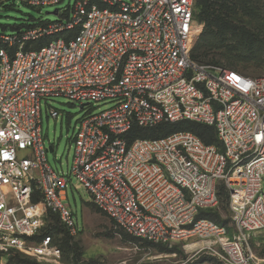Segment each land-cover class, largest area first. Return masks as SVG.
<instances>
[{"label":"built area","instance_id":"1","mask_svg":"<svg viewBox=\"0 0 264 264\" xmlns=\"http://www.w3.org/2000/svg\"><path fill=\"white\" fill-rule=\"evenodd\" d=\"M19 1L40 10L63 0ZM193 12V0H76L53 23L0 33L2 248L58 264L60 248L35 237L48 213L70 237L82 232L63 204L75 181L133 238L203 244L176 264L205 250L223 264H261L249 240L264 232V77L193 61ZM60 97L83 110L109 107L80 120L71 162L58 172L47 162L41 104ZM180 122L213 127L221 148L186 131L130 144L124 137L135 125ZM219 184L230 227L197 218L217 206Z\"/></svg>","mask_w":264,"mask_h":264},{"label":"rangeland","instance_id":"2","mask_svg":"<svg viewBox=\"0 0 264 264\" xmlns=\"http://www.w3.org/2000/svg\"><path fill=\"white\" fill-rule=\"evenodd\" d=\"M193 1L195 6V0ZM245 1V4L237 7L240 10H237L238 15L229 19L227 27L217 34L209 59L222 68L234 69L249 77H264V0ZM75 2L76 0H63L56 6L36 10L19 0L7 1L0 6V33L11 35L18 31L15 27L25 29V26L53 23L58 20V16L47 13H52L55 9L62 13ZM194 23L191 51L196 48L203 32V25L195 19ZM79 106L62 97L42 101V140L46 149L50 146L53 148V152L47 154V162L54 171H65L66 165L71 162L74 131L86 113L92 110L95 114L109 107L91 103L80 110ZM50 110L57 111L59 117L51 118ZM63 204L73 213L82 232L76 237H70L58 225L53 227V220L46 222L41 234L52 235L53 242L60 248L58 264H176L189 260L193 255L192 248L203 247V244L191 246L187 243L163 247L127 235L91 203L88 193L75 181L72 187H68ZM209 216L211 220L230 227L227 198L219 197L217 206L209 212ZM249 248L254 257L264 264V232L251 236ZM16 259L31 264H49L4 249L0 245V262L18 264ZM192 264L223 263L213 253L205 250L194 256Z\"/></svg>","mask_w":264,"mask_h":264},{"label":"trees","instance_id":"3","mask_svg":"<svg viewBox=\"0 0 264 264\" xmlns=\"http://www.w3.org/2000/svg\"><path fill=\"white\" fill-rule=\"evenodd\" d=\"M245 2H246L245 0H195V6L193 12L194 19L199 24L203 25V32L198 40L199 42L197 43L196 48L195 49L193 48L194 51L192 50L190 53L191 59L193 61L199 64L219 66L218 64L214 63V60L209 59L211 57L212 48L214 49L213 45L216 42L217 34H219L227 27L226 24L227 21H229V19H234L238 15V11L240 10H238L237 7L245 4ZM25 27L28 28L30 26H25ZM21 28L22 27H17V28L15 27L14 29L20 30ZM71 34H75V32ZM47 41L48 39L40 40L37 43V46L40 47L44 45ZM178 131L190 132L196 135L205 145H213L219 149L221 148L220 143L217 140L216 132L213 127L196 124L192 122H180L177 124L164 123L151 129H144L135 125L130 129V131H128L127 134H125L124 137L127 143L130 144L137 139H159ZM217 196L218 199L220 197V198H227L228 200L227 191L223 186V184L218 185ZM210 211L212 210L200 211L197 218H203L213 221L209 218ZM48 220H53V227L54 225L55 226L58 225L60 230L65 235L69 236L66 228L60 222L58 215L53 213H48L47 218L45 220V224ZM215 223L225 226L222 223H218V222ZM43 228L41 229L39 235L35 237V240L38 242L41 238L45 236H49L53 240L52 235H50L49 233L41 234ZM157 246H162V245H157ZM15 262H17L18 264H31L24 260L20 261L18 259H16Z\"/></svg>","mask_w":264,"mask_h":264},{"label":"water","instance_id":"4","mask_svg":"<svg viewBox=\"0 0 264 264\" xmlns=\"http://www.w3.org/2000/svg\"><path fill=\"white\" fill-rule=\"evenodd\" d=\"M57 9H55L52 13H47V14H52V15H54V16H57ZM85 106H87V104H81L80 106H79V109L80 110H83V108L85 107ZM47 151H48V153H52L53 152V149H52V147L50 146V147H48L47 148Z\"/></svg>","mask_w":264,"mask_h":264}]
</instances>
